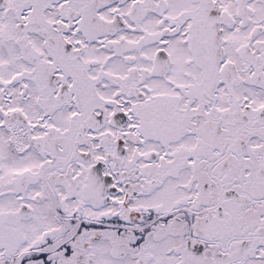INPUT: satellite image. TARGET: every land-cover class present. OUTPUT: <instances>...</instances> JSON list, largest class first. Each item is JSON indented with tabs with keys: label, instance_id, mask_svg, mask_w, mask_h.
Masks as SVG:
<instances>
[{
	"label": "snow or ice",
	"instance_id": "1",
	"mask_svg": "<svg viewBox=\"0 0 264 264\" xmlns=\"http://www.w3.org/2000/svg\"><path fill=\"white\" fill-rule=\"evenodd\" d=\"M0 264H264V0H0Z\"/></svg>",
	"mask_w": 264,
	"mask_h": 264
}]
</instances>
